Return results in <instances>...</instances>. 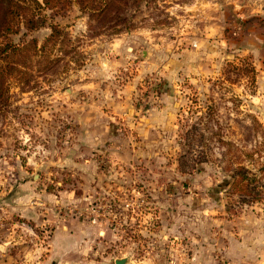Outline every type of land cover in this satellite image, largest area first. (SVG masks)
Segmentation results:
<instances>
[{
  "label": "rangeland",
  "instance_id": "374dc122",
  "mask_svg": "<svg viewBox=\"0 0 264 264\" xmlns=\"http://www.w3.org/2000/svg\"><path fill=\"white\" fill-rule=\"evenodd\" d=\"M138 7L128 29L91 35L71 5L54 19L79 53L24 88L10 82L0 264H264L251 58L200 40L211 9L198 0ZM49 32L10 38L40 44Z\"/></svg>",
  "mask_w": 264,
  "mask_h": 264
},
{
  "label": "trees",
  "instance_id": "16d2710c",
  "mask_svg": "<svg viewBox=\"0 0 264 264\" xmlns=\"http://www.w3.org/2000/svg\"><path fill=\"white\" fill-rule=\"evenodd\" d=\"M140 0H0V111L9 104V86H28L31 73L53 70L61 61L58 54L79 53L69 33L55 21L75 4L87 18L91 35L117 34L133 25L134 11ZM48 26L49 34L39 44L36 38H10L21 28L36 30ZM68 63L67 61L65 62ZM69 65V64H68ZM241 179L251 180L248 170L241 168Z\"/></svg>",
  "mask_w": 264,
  "mask_h": 264
},
{
  "label": "crops",
  "instance_id": "0c3cea01",
  "mask_svg": "<svg viewBox=\"0 0 264 264\" xmlns=\"http://www.w3.org/2000/svg\"><path fill=\"white\" fill-rule=\"evenodd\" d=\"M198 4L200 10L211 9L199 15L207 22L200 29V40L215 46L224 42L251 58L256 79L252 96L262 106L264 121V0H198Z\"/></svg>",
  "mask_w": 264,
  "mask_h": 264
},
{
  "label": "water",
  "instance_id": "95a60500",
  "mask_svg": "<svg viewBox=\"0 0 264 264\" xmlns=\"http://www.w3.org/2000/svg\"><path fill=\"white\" fill-rule=\"evenodd\" d=\"M125 262L124 258H118L115 260V264H123Z\"/></svg>",
  "mask_w": 264,
  "mask_h": 264
}]
</instances>
